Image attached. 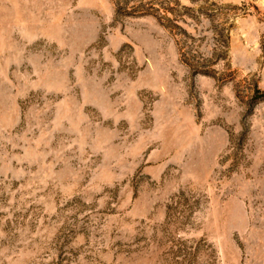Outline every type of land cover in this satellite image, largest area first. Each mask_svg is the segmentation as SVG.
Segmentation results:
<instances>
[{
  "label": "rangeland",
  "instance_id": "obj_1",
  "mask_svg": "<svg viewBox=\"0 0 264 264\" xmlns=\"http://www.w3.org/2000/svg\"><path fill=\"white\" fill-rule=\"evenodd\" d=\"M0 264H264V0H0Z\"/></svg>",
  "mask_w": 264,
  "mask_h": 264
}]
</instances>
